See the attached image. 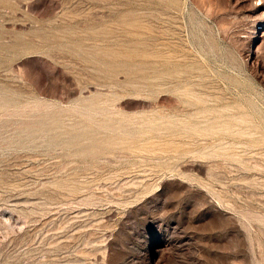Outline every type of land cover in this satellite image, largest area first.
I'll return each instance as SVG.
<instances>
[{"label":"rangeland","instance_id":"rangeland-1","mask_svg":"<svg viewBox=\"0 0 264 264\" xmlns=\"http://www.w3.org/2000/svg\"><path fill=\"white\" fill-rule=\"evenodd\" d=\"M0 264H264V0H0Z\"/></svg>","mask_w":264,"mask_h":264}]
</instances>
